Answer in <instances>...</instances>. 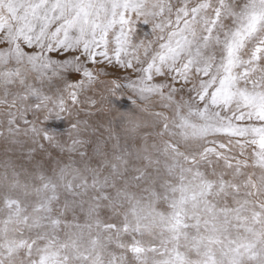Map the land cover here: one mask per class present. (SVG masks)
<instances>
[{"label": "snow or ice", "instance_id": "1", "mask_svg": "<svg viewBox=\"0 0 264 264\" xmlns=\"http://www.w3.org/2000/svg\"><path fill=\"white\" fill-rule=\"evenodd\" d=\"M0 147V264H264V0H0Z\"/></svg>", "mask_w": 264, "mask_h": 264}, {"label": "rangeland", "instance_id": "2", "mask_svg": "<svg viewBox=\"0 0 264 264\" xmlns=\"http://www.w3.org/2000/svg\"><path fill=\"white\" fill-rule=\"evenodd\" d=\"M150 36H151V26L148 24L138 22L136 25V33H135V36L133 37L134 41H138L139 39H144V38H150ZM110 71L113 76H122L124 74L123 70L119 68H111ZM113 103L121 111H127V110L132 109L133 107L131 101L126 96L121 97L119 99L113 98ZM101 119L103 118L102 117H92V120L94 123L97 120H101ZM46 128L56 133L65 134L69 128V122L64 119L58 120V119L53 118V119H50L46 123ZM47 151L50 152L53 155V157H55L57 154V150H54L51 148H48ZM25 155H26V150L23 153L18 151L15 153L13 158L18 163H24L26 162L23 159ZM41 156H43V153L38 150L36 153V159L37 160L41 159ZM44 158L46 159L47 157H44ZM0 159H3V148L2 147H0Z\"/></svg>", "mask_w": 264, "mask_h": 264}]
</instances>
